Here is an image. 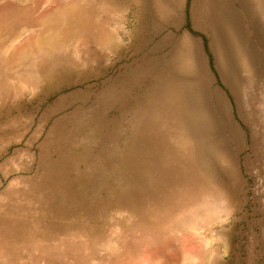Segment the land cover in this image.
<instances>
[{"label":"rangeland","instance_id":"obj_1","mask_svg":"<svg viewBox=\"0 0 264 264\" xmlns=\"http://www.w3.org/2000/svg\"><path fill=\"white\" fill-rule=\"evenodd\" d=\"M65 164L0 264H264V0H0V206Z\"/></svg>","mask_w":264,"mask_h":264},{"label":"bare ground","instance_id":"obj_2","mask_svg":"<svg viewBox=\"0 0 264 264\" xmlns=\"http://www.w3.org/2000/svg\"><path fill=\"white\" fill-rule=\"evenodd\" d=\"M234 44H236L235 40ZM70 165L72 164H65L47 169L45 174L42 175L38 181L30 184L25 190L10 191L7 194V198L3 196L4 199L6 198L7 202L0 206V210L6 215L7 211L11 209L31 210L35 209L36 206L50 212L65 210L62 207L63 202L69 201L70 204L73 200L71 183L66 180V171L71 167ZM46 179L47 182L44 181ZM12 220L14 219L12 218L11 221ZM9 225L10 226L5 228H0V244H6V238L8 236H13V238H15L14 241H17L14 242L13 245L16 246L20 244V241L24 237L37 232V224H35V226L34 224L29 226L26 230H22L20 227L17 228L14 224Z\"/></svg>","mask_w":264,"mask_h":264},{"label":"crops","instance_id":"obj_3","mask_svg":"<svg viewBox=\"0 0 264 264\" xmlns=\"http://www.w3.org/2000/svg\"><path fill=\"white\" fill-rule=\"evenodd\" d=\"M8 216V215H7ZM10 218H13V217H10ZM6 224H13L12 222H6ZM15 247V245L11 246V245H8L7 243L6 244H0V252H8L9 250H12L13 248Z\"/></svg>","mask_w":264,"mask_h":264}]
</instances>
